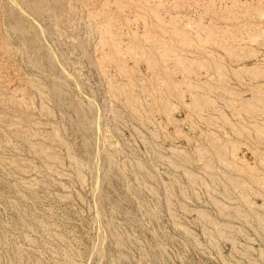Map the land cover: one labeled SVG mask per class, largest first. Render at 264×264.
I'll return each instance as SVG.
<instances>
[{
  "label": "rangeland",
  "instance_id": "obj_1",
  "mask_svg": "<svg viewBox=\"0 0 264 264\" xmlns=\"http://www.w3.org/2000/svg\"><path fill=\"white\" fill-rule=\"evenodd\" d=\"M0 264H264V0H0Z\"/></svg>",
  "mask_w": 264,
  "mask_h": 264
}]
</instances>
